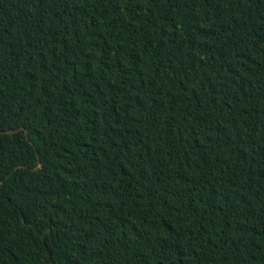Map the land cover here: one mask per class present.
<instances>
[{
	"label": "trees",
	"instance_id": "1",
	"mask_svg": "<svg viewBox=\"0 0 264 264\" xmlns=\"http://www.w3.org/2000/svg\"><path fill=\"white\" fill-rule=\"evenodd\" d=\"M0 264H264V0H0Z\"/></svg>",
	"mask_w": 264,
	"mask_h": 264
}]
</instances>
